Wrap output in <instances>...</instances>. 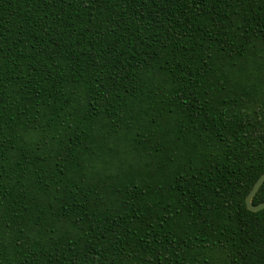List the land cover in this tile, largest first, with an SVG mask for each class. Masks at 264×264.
I'll list each match as a JSON object with an SVG mask.
<instances>
[{"label": "trees", "instance_id": "1", "mask_svg": "<svg viewBox=\"0 0 264 264\" xmlns=\"http://www.w3.org/2000/svg\"><path fill=\"white\" fill-rule=\"evenodd\" d=\"M263 173L264 0H0V264H264Z\"/></svg>", "mask_w": 264, "mask_h": 264}, {"label": "water", "instance_id": "2", "mask_svg": "<svg viewBox=\"0 0 264 264\" xmlns=\"http://www.w3.org/2000/svg\"><path fill=\"white\" fill-rule=\"evenodd\" d=\"M264 184V173L259 177L246 199L247 208L252 212L264 210V202L255 205L254 198Z\"/></svg>", "mask_w": 264, "mask_h": 264}]
</instances>
